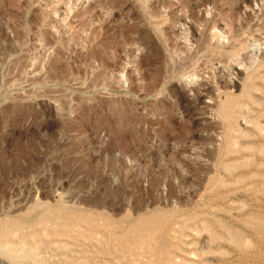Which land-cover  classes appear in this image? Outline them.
I'll use <instances>...</instances> for the list:
<instances>
[{"label": "rangeland", "instance_id": "1", "mask_svg": "<svg viewBox=\"0 0 264 264\" xmlns=\"http://www.w3.org/2000/svg\"><path fill=\"white\" fill-rule=\"evenodd\" d=\"M0 229V264H264V0H0Z\"/></svg>", "mask_w": 264, "mask_h": 264}, {"label": "bare ground", "instance_id": "2", "mask_svg": "<svg viewBox=\"0 0 264 264\" xmlns=\"http://www.w3.org/2000/svg\"><path fill=\"white\" fill-rule=\"evenodd\" d=\"M55 26L56 25H52V24H49V27H52V28H55ZM58 28V27H57ZM56 28V29H57ZM27 30V29H26ZM193 33H194V35H197V33H196V31H195V29H193ZM193 35V36H194ZM80 219L81 218H78V220L77 221H80ZM84 219H86V220H90V219H92L91 218V214L90 215H88V216H85L84 217ZM83 219V220H84ZM69 221H70V218H69V216L67 215V214H60V216H59V224L60 225H63V224H66V223H69ZM91 222V221H90ZM129 232H130V229L128 230V235H129ZM128 235H127V238H128ZM5 237H6V234H5V232L3 231V230H1L0 229V245H3L4 244V239H5ZM13 252L14 253H16V254H18V255H24V253L27 251V250H25V245H19V246H16L15 248H13Z\"/></svg>", "mask_w": 264, "mask_h": 264}]
</instances>
